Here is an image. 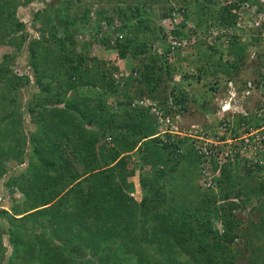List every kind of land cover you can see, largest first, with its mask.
Listing matches in <instances>:
<instances>
[{
  "label": "trees",
  "instance_id": "trees-1",
  "mask_svg": "<svg viewBox=\"0 0 264 264\" xmlns=\"http://www.w3.org/2000/svg\"><path fill=\"white\" fill-rule=\"evenodd\" d=\"M31 1L0 0V47L14 48L15 55L25 51L27 62L33 70L37 69L36 65H39V62H36L37 58L41 57L44 62L53 65L56 63V58L61 60L67 67V73L62 72L63 79L57 82L60 83L64 93L55 92L54 101L63 104L64 109L59 111L47 108L41 101L22 104L17 95H22L20 88L24 87L26 82L29 83L28 77L13 76L15 82H12L6 79L10 71L0 70V77L4 76V82L10 85L14 92L9 98L5 94L2 99L4 102L0 101V156L7 154L8 157H13L11 150L24 144L25 138L19 136V125L16 120L18 119V123L22 121L19 119L21 115L18 112L21 108H25L32 120H38L37 124L43 123L45 127L43 131L52 133L54 139L39 143L32 139L33 151L29 158L36 157L38 162L42 161V168L31 173L36 175L38 180L39 172H44L46 168L59 172L60 181L66 182L67 179L64 186L73 183L76 198L72 200V206L65 207L64 211L60 210V213L59 210H52L53 207L37 209L46 201V194L41 196V199H37L39 186L34 187L36 183L27 182L29 187L33 186L32 190L25 187L26 190L21 188V192L28 201L27 208L32 207L33 211L26 216L48 209L51 211L48 218L49 216L62 218L52 223L57 226L56 232H63L61 227L67 224V217L60 215L64 216L76 210L79 202L77 200L84 198L85 209L79 207L77 214L86 215L84 224L89 233L81 234L89 236L88 238L99 235V239L95 241L101 249L110 242L114 245L118 244L117 237L114 236L121 235V230L127 232L134 225L136 227L145 223L148 226L149 223H154V226L163 227L157 228L153 235H150V240L149 238L148 240L140 239L148 245L143 247V252L139 253V263L136 262L137 259L135 261L132 259L131 254L130 257L128 253L125 254L126 248L120 245V248L118 246L110 256L108 252L106 255L104 253L102 257L105 255V258L98 259L101 260V264H237L238 260L244 259L245 252L249 259L248 264H252L256 258H264V169L259 166L242 167L238 160H228L221 168L220 175L212 188L193 185L194 190H191L187 186H181L175 192L176 197L171 191V188L176 190L173 183H183L189 172L194 176L195 166L202 162L197 154H193L191 159L186 160L189 166L187 169L191 170L182 174L181 179L179 178L181 181L166 182L170 189L164 192L161 190L163 171H150L148 173L151 177H149L144 167L150 166L152 162L161 158L160 163L164 167L172 168L184 153L180 155L176 153L177 146L165 144L157 137L151 138L156 134L154 119L148 113V109L134 105L139 99H156L158 103L160 102L165 114L172 113L166 106L167 94H163V91L160 92L159 89H168L170 96L177 100L180 84L173 82V78L176 73H183L181 69L182 49L185 45L183 41L187 38V43L195 46L197 42L194 45L192 43L202 31L209 34L215 27L233 25L236 21V15L232 13L234 6L224 4L222 0H189V2L186 0L184 1L186 6L183 8L172 6L165 10L162 18L173 19L176 14H180L183 20L176 19L178 23H171L169 29L163 30L156 26L149 12L142 9L140 4H135L115 12L120 22V26L115 29L112 25L116 17H105V14L101 12L98 14L96 25L88 27V10H85L84 14L78 18L79 23H77V18L68 17L65 13L64 4L70 3V0H51L52 2L45 10L39 11L34 17V21L42 22V26L45 27L44 30L43 28L37 30L41 40L39 37L31 38L25 26L16 19L17 9ZM189 5L194 6L195 13L189 11L187 8ZM192 14L196 16V24L194 27H187V21L193 20ZM99 21L105 22L103 29L98 26ZM59 30L62 32L61 36L57 35ZM83 31L86 32L85 41L76 40L74 36L80 35ZM44 33L49 34L45 40ZM26 41L28 43L24 47ZM94 43L105 46L108 52L116 53L119 59L131 60V63L135 62V64L129 71L126 68H118L114 61L98 60L97 63L94 58L89 59L90 46ZM230 44L232 46L229 49V55L233 58L232 63L218 69L227 81L239 78L240 70L245 66L247 51L245 45L234 38L233 41L231 39ZM159 49L161 52H158ZM211 49L213 48L210 47L209 50ZM40 52L43 54H39ZM53 52L57 55H52ZM169 55L170 58H176L179 65L168 63ZM6 57L7 55L3 56L4 59ZM86 61L93 62L89 70L82 67ZM258 64L260 72L264 64L260 62ZM83 75L85 76L82 77ZM38 83L41 84L40 81ZM84 84L101 88L102 93L97 101L88 103V98H84V102L76 99V90L82 89ZM68 92H70L69 96H67ZM178 97L181 98L179 102H183L185 96ZM107 98L114 103L113 108L109 107ZM66 115H70V118ZM61 116L64 119L67 118L66 127L70 128V133L64 141L56 136V134L61 135L60 131L53 133L58 131L53 129L59 127L62 120L64 121L63 118L60 122L56 121V118L60 120ZM69 119H74V122L72 123ZM225 121L227 122L223 128L225 133L231 132L237 136L241 134L243 126L252 123L242 115L232 116L231 119L225 118ZM86 125L91 127L86 128ZM76 126L80 128H75ZM92 128L98 129L101 133L98 135ZM127 130H132L134 134H129ZM72 134L73 144L69 143ZM137 147L140 159L137 170L140 175L141 190L144 192L139 204L125 192V190H134L133 184L129 183L128 179L134 174L135 169L128 168L129 158H119L124 152L130 153ZM115 161V165H111ZM30 170H32L31 167L28 171ZM240 170L246 173L245 177L248 179L241 178V180L245 181L247 186L251 185V182L255 183L251 185L253 187L251 196L244 192L246 189L244 183L238 190L234 189L235 183L239 182L236 171ZM6 172V168L5 170L0 168V175ZM189 181L193 182L191 179ZM192 191L196 196L188 202L186 197ZM62 202L67 204L69 200L62 199ZM194 204H201V206L196 210L191 208ZM247 208L249 212L258 213V218L257 221L250 219L249 225L244 228V222L237 218L236 212H242ZM12 216L6 210L0 209V229L5 228L3 220L10 224L7 228L14 226L17 218ZM214 223L221 225V229H217ZM119 224L122 225L121 229L116 227ZM152 230L153 227L150 233ZM2 234L0 230V239ZM138 243L135 242L132 248L138 246ZM11 244L13 252L10 260L13 262L20 246L14 240ZM4 250L0 242V262ZM54 253L56 251L49 252L52 255ZM36 256V262L40 264L41 252H37ZM63 264L69 263L66 261Z\"/></svg>",
  "mask_w": 264,
  "mask_h": 264
},
{
  "label": "rangeland",
  "instance_id": "rangeland-1",
  "mask_svg": "<svg viewBox=\"0 0 264 264\" xmlns=\"http://www.w3.org/2000/svg\"><path fill=\"white\" fill-rule=\"evenodd\" d=\"M184 1L186 0H146V1L145 0H70V3L64 4V6L66 7V12H65L66 15L71 18H77L76 21L77 23H79L78 18H80L84 14L85 10H88L89 21L87 25L88 27H92L96 25L98 21V14L101 12L105 14V17L113 16L114 18L116 17L115 12L118 9L121 8L124 10L128 6L132 7L135 6V4L137 5L140 4L142 6V9L144 8V10L149 12V14H151V16L154 18V21L156 22V26H159L163 30H166L170 28L171 23L174 22L178 23L177 21H175L176 19L183 20V18L180 17V14H176L175 17H173V19H169L166 17L162 18L161 17L162 14L166 12L165 10L167 8L172 6L183 8V6H186ZM51 2H52L51 0H32L31 3L27 5H21L17 9L16 19L25 26V29L30 34L31 38L33 39L37 37L40 38V35L38 34L37 30H41L42 28L44 30L45 28L42 26V22L34 21L35 14L38 13L39 11L40 12L44 11L47 5ZM187 8L189 9L190 12L195 13L194 6L189 5ZM99 22L100 23L98 26L101 29H103L105 27V22L104 21H99ZM114 22L115 23H113L112 26L116 29L120 26V22L117 17L114 20ZM186 24L187 27H194L196 24V16L193 15V20L187 21ZM235 25L236 24L234 23L228 29L235 28L234 27ZM216 32L218 33V35H220L222 33L221 28L217 27ZM235 33H241V31L235 30ZM61 34L62 32L59 30L57 35L61 36ZM209 34H211V37H213V35H216L215 32L212 35V30ZM48 36H49L48 33H44V40ZM242 36L238 34L233 35L232 41L234 38L237 41H239V43L243 44ZM30 37L27 39L28 41ZM74 37L76 40L85 41L86 32L83 31L80 33V35L78 34ZM28 41L24 42V47H26ZM183 42L185 43L182 49L183 61L182 62L180 61L181 69L183 73L182 74L176 73V75L173 78V82H177L182 86L189 87V90L195 93L198 102H196L195 104L190 103L189 106L186 107L184 111V118L186 123L195 124L198 129L202 130L203 133L205 127H207V129L212 130L214 125L213 123L214 120H217V118L220 116L218 112H222L221 107L226 105L225 103L230 99V93L226 87L228 82L236 81L235 83L238 85V84H243L246 80L248 81L255 80L256 78H258V76H261L260 73L261 71L260 72L258 71L259 70L258 62L260 61L250 60V55L248 56L249 52L246 51V57L244 60L245 66L240 70L241 73H239V78L227 81V79L220 74L218 69L221 66L225 67L224 66L225 64L229 65L230 63H232L233 58L232 56L229 55V49L232 46L230 44L231 39L229 38V35H227L226 39L224 38V34H223L221 35V38L217 37V40H212V38H209V35L207 34L206 31L205 32L202 31L199 34L198 38H196V41L192 43L194 45V43L197 42L195 46L188 44L187 38H185ZM247 46L248 48L251 47L250 45ZM247 46L245 47L247 48ZM210 47L213 49L209 50ZM90 50L91 51L89 52L88 55L89 59L94 58V60H96L97 63L98 60H102V61L107 60L109 62L114 61L115 65H117L118 68L120 69L126 68V70L129 71L131 70L132 66L135 64V62L131 63V60L123 61L122 59H119L116 53L108 52L107 50H105V46L97 45V43L92 44L90 46ZM158 52H161V50L159 49ZM26 54L27 53L25 51H22V54L15 55L14 48L0 47V70H3L4 72L6 70L10 71V73L7 74L6 79L11 80L12 82H15L13 76H22V77L25 76L28 77L29 79L28 80L29 83L26 82L25 86L20 88L21 94L23 96L19 94L17 95V98L24 105L27 104L28 102L35 103L41 101L47 106V108L50 109L54 108L55 110H59V111L63 110L64 105L60 103L58 104L54 101V93L55 92L61 94L64 93L60 83L58 82L59 80L63 79L61 77L62 72L67 73L66 65H64L62 61L57 58L55 60L56 63L54 65L52 63L47 64L40 57L37 58L36 60V62L37 61L39 62V65H36L37 69L33 70V68H31L27 62ZM39 54L42 55L43 53L40 52ZM53 54L55 56L57 55L56 52H53L52 55ZM5 55H7L6 59L3 58V56ZM167 62L168 63L172 62V64L175 63L176 65H179L177 59L174 57L170 58V55L167 58ZM92 64L93 62L86 61L82 65V67L83 69L87 68L89 70ZM136 66H138V64ZM84 76L85 75H83L82 77ZM51 78L55 80L53 81ZM4 80H5L4 76L0 77L1 102H4V100L2 99H4L5 94L7 95V98H9L10 96L13 95L12 93H14L10 85L6 84ZM39 81L42 85L38 83ZM81 88L82 89L76 90V94H75L77 96L76 99H78L81 102L82 101L84 102V98L89 99L88 103L94 102L95 100L97 101V99L101 96L102 93V90H100L101 88H99V86L96 85L86 86L84 84L82 85ZM236 90H237V96L231 99L230 111H228L229 114L225 115V117L231 118L233 115L234 116L242 115L243 113H245L246 114L245 118H248L249 122H253L256 114L255 112L257 111L260 102L257 100L256 97L249 98L248 100L246 99L244 100V102L240 104V108L239 107L237 108L235 106V103L237 99L240 98V96L242 97V94L240 93L241 91L240 89H236ZM131 91L134 92V89L131 88ZM159 91L160 92L163 91V94H170L168 89L163 90V88H161L159 89ZM69 93L70 92H68L67 96H69ZM107 101L109 107L113 108L112 105L114 103H112L111 99L107 98ZM239 101L240 100H238V102ZM41 111L43 112V110ZM59 111H57V113ZM18 114L21 115L19 119H21L22 121L18 123V119H17L16 123L19 125L18 126L20 131L19 136L21 138L23 137L25 138L24 144L22 145L20 144L21 146L19 145V147L13 148L14 149L13 151L11 150L13 157H8L7 154H5L4 156H0V168L4 170L6 168L7 170L5 174L0 175V209L6 210L10 215H13L12 217L17 218L14 226H10V228H7L10 224H8L7 221L3 220V223L5 224L4 225L5 228L1 227L0 229L3 232L0 242L2 248H4L5 250L3 252L4 253L3 258L0 264H9V263L38 264L36 262L37 252H41L42 254V258L40 259V264L41 262L42 264H63L66 261L69 264H101L100 263L101 260L98 259L105 258V255L107 254L106 252H108V255L110 256L112 251H114L118 246L120 248V245H122V248H126L127 252L125 251V254L128 253L129 257L131 254L132 259L134 261L137 259L136 262L139 263V259H138L139 253L143 252L144 251L143 247H147L148 245L140 241V239L143 238L145 240H148L149 238L150 240V235L151 234L153 235V232H155L157 228L160 229L161 226H154V223H149L148 226L145 223L137 225L136 227L134 225L132 226L131 229H128L127 232H123L121 230V235L114 236L117 237L116 242H118V244L114 245L113 242H110L107 246L101 249V247L98 246L97 242L95 241L99 239L100 237L99 235H96V237L91 236V238H88L89 236H84V234H81L84 232L87 233L89 230L85 229L84 222L86 215H83L82 213H80V215L77 214V209L79 207H81V209H85V203H86V200L84 198L83 199L79 198V200H77L79 202L77 203L78 208H76V210L67 213L64 216L60 215L62 217H67L66 220L67 224L61 227L63 232L55 231V228L57 226L54 225L52 222L61 217L49 216L48 218V215L51 214V211L48 209H51L53 207L52 210H59L60 213V210L64 211L65 207L67 208L68 206H72V200L76 198L74 197L75 190L74 187H72L73 183L70 184L69 186L68 185L64 186V183H67V179L66 182L60 181L59 180L60 173L56 172L55 170H52L51 168H46V169L43 168V170L44 169L45 170L44 172H39L40 175H38L39 176L38 180L36 175L31 173L34 170L36 171L40 167L42 168V161L38 162L36 157L29 158L30 156H32V151H33L32 139L34 138L38 143L43 141L46 142V140L53 139V135L52 133H48L47 130L43 131V128H45L43 123L40 122L39 124H37L38 120L33 121L29 113H27V111L25 110V108H21ZM180 115H182V112H180ZM67 117L70 118V115H68ZM59 118L60 120L56 118V121L60 122L62 118L64 119L63 116ZM66 119H64V121L63 120L61 121L59 127L53 129V130H58L53 132L55 134L56 132L60 131L59 134L61 135L58 136L56 134V136L61 141L62 140L64 141V138L70 133V128L66 127L67 125ZM69 121L73 123L74 119L73 120L69 119ZM185 124L183 123L181 126H179V128L184 129V130H179L181 133L184 134L187 130ZM85 127L90 128L91 126L86 125ZM75 128H80V127L76 126ZM92 129L96 130L98 135L101 133V131L99 132L98 129L95 128ZM194 130L199 131L197 129ZM191 131H192L191 134L194 135L193 129H191ZM122 132L124 133V131ZM127 132L129 134L131 133L134 134L132 130L131 131L127 130ZM197 135L199 136L200 134ZM175 138L178 142L180 141V139L177 136H175ZM184 138H185V142H187V144L190 145L191 143L190 137L185 136ZM158 139L164 140L165 136H162L161 138L159 137ZM72 142H74L73 134L70 136L69 139V143ZM2 144L4 145L5 143ZM178 148L182 150L180 147ZM185 152L186 153L183 155V157L179 158L180 159L178 160L179 162H177L176 164L174 163V166H172V168L171 166L166 168L161 163L156 165V162H152V164L146 168L148 169L147 170L148 172L150 171L154 172L153 170L163 171L164 175L162 178L164 181L161 180V185L163 184L162 187L164 189L161 187L162 191L163 190L164 192L168 191L170 189L167 186L168 183H173V181L175 180L181 181L180 179L182 174L186 173L187 170H191V169H187V167L189 166L186 160L192 158L193 151L192 150L187 151L185 149ZM134 160L138 161L139 159H137L135 156L132 162H134ZM31 162H33V164H31ZM138 162H135L134 163L135 167H133V169L135 168V170L137 171L134 177L135 179H130V178L128 179V182L133 184L134 190L133 191L125 190V192L129 194V196H131L130 194H133V196L131 197L134 198L137 204L141 202L144 196V192L139 187L140 175L137 170ZM200 164L201 163H199L198 166H195V168L193 166L195 170L193 173L194 176L192 175L191 172H189L188 175H186L185 179L183 180L184 181L183 183H179V182L173 183L176 190H173L171 188V191L176 197L177 194L175 192H177V189H179L181 186H187V188L194 190L193 185L195 186L201 185ZM240 165L244 167V164H242L241 162ZM29 167L32 168L30 172L28 171ZM148 172L146 173L148 174L149 177H151V174ZM236 172H237L236 176L239 177V178L237 177V180H239V182L235 183L234 189L238 190L239 188L242 187L244 183V185L246 186L244 192L248 193L251 196V191L253 189L252 186L255 183L251 182L252 186L251 185L247 186L245 184V181L243 182L241 180V178L242 179L246 178L245 177L246 173L242 172L241 170ZM190 179L193 180V182L189 181ZM27 182L31 184L36 183L34 187L39 186L40 191L37 193L38 195L37 199H41L42 198L41 196L46 194L45 196L46 201L43 202L42 205L37 208V209L48 208L46 209V211H40L38 214L33 213L31 215L26 216V214L31 213L33 211L31 209L32 207L31 208L29 207V209L27 208L28 206L26 204L28 203V201L24 198V195L21 192V188L25 190L26 188L32 190L33 186L29 187L27 185ZM201 187L203 188L202 185ZM45 189H47V191H45ZM195 196L196 195L194 191L189 192V194L186 197V200L190 202L195 198ZM66 198H68L69 202L67 204H63L62 199H66ZM55 205L58 206L55 207ZM200 206L201 204H196V205L194 204L191 208L198 210ZM250 212L248 208L242 212L241 211L236 212L238 216L237 218H239L241 222H244V228L249 225L250 219L257 221L258 213L256 212L250 213ZM126 216L128 220V215ZM81 220L83 221L81 223L80 222L78 223V221ZM121 226L122 225L119 224V226L116 227H120L121 229ZM214 226L217 229H221L220 227L221 225L217 223H214ZM16 227L18 229H16ZM152 227L153 230L152 233H150ZM11 228L14 230L13 233L10 235V233L12 232ZM241 229L243 230V227H241ZM113 233L114 231L111 233V235H113ZM13 240L16 242V244L17 243L19 244L20 248L18 249L19 252L16 253L14 257L13 262H11L10 257L12 256V252H13V246L11 243ZM135 242L137 243L139 242L138 246L132 248V245L134 246ZM51 251H56V253H54L53 255L49 254V252L51 253ZM104 253L105 255L104 257H102ZM38 256H40V254ZM31 258L32 261H30ZM248 260L249 259L248 257H246V252H245L244 259L238 260L237 264H248L249 262ZM252 264H264V258H256V260L254 259Z\"/></svg>",
  "mask_w": 264,
  "mask_h": 264
},
{
  "label": "built area",
  "instance_id": "built-area-1",
  "mask_svg": "<svg viewBox=\"0 0 264 264\" xmlns=\"http://www.w3.org/2000/svg\"><path fill=\"white\" fill-rule=\"evenodd\" d=\"M224 4L234 6L232 13L236 15L235 28L221 27L222 33L218 35L217 28L212 29V35L209 38L217 40L224 34V38L232 39L233 35L242 36L243 45H250L248 48V56L250 60H258L260 63L264 61V0H222ZM235 30L241 33H235ZM255 80H246L243 84L236 86L234 82H229L230 99L221 108L222 113L231 106V99L237 96V90L240 89L242 97L237 99L235 106L240 108V104L244 100L256 97L260 102L257 111L255 112L254 121L251 124L241 128L240 135L225 133L224 127L226 121L224 114L218 113L219 124L213 132L194 131L200 134L198 144L195 147L197 155L201 158L200 181L203 188H212L215 180L219 177L221 168L230 161L238 160L244 166L254 168L259 166L264 169V70ZM238 100H240L238 102ZM134 105L149 110V114L154 120L159 122L160 126L177 129L173 120L180 121V115L171 113L170 115L163 112L160 102L156 99L143 98L137 100ZM229 105V107H228ZM174 106L168 102V110ZM244 117L246 116L243 113ZM258 125H256V124ZM214 182V183H213Z\"/></svg>",
  "mask_w": 264,
  "mask_h": 264
},
{
  "label": "clouds",
  "instance_id": "clouds-1",
  "mask_svg": "<svg viewBox=\"0 0 264 264\" xmlns=\"http://www.w3.org/2000/svg\"><path fill=\"white\" fill-rule=\"evenodd\" d=\"M180 17H181V15H180ZM2 47H6V46H2ZM229 82H234L235 83L236 81H229ZM175 83H177V82H175ZM235 85L238 86L237 84H235ZM226 87H227V89L229 91L228 84H227ZM180 95H184L185 96L183 102H181V103L179 102L181 98L178 97ZM178 96H177V100L176 101H175L173 96H170V94H167L165 96V99L167 98V102H166L167 109H168V102L172 103L173 106H174L172 109L169 110L170 112H172L174 114L178 113L179 115H180V112H182V115H180V121L173 120L174 124H176V126H177L176 127L177 129L160 126L159 122L154 120L153 123L155 124L156 134L153 137H151V138H154V137H157V138L160 137L161 138L162 136H165L164 140H161V139H159V140H161L165 144H170V145H172L174 147L177 146L175 149H176V152H178V154H180V155H181V153H184V154L186 153L185 149L187 151L188 150H190V151L192 150L193 151L192 154H197L196 151H195V147L194 146H196L198 144V139H197L198 135L195 132H193L194 135H192L191 134L192 133L191 129H193V131H195L194 129H198V128H197V126L195 124H191V123L188 124V123L185 122L184 111H185L186 107L189 106L190 103H194L195 104L196 102H198V99H197L195 93H193V92H191L189 90V87L182 86L181 84H180V91L178 93ZM225 104L227 105V103H225ZM228 107H229V105H228ZM183 108H185V109H183ZM228 111H230V107H229V109L227 108L224 113H222V112H220V113L224 114V118H227V117H225V115L229 114ZM148 113H149V110H148ZM233 113H235V112H233ZM170 114L171 113H169L168 115H170ZM228 119H231V118L228 117ZM183 123L184 124L186 123L185 125L187 127V130H186L185 134L181 133L179 131V130H184L183 128H179V126H181ZM213 123H214V125H213L212 130L207 129V127H205L204 132H206V133L213 132L214 129L219 124L218 118H217V120H214ZM235 130H236V127H235ZM235 130H234V132H235ZM175 136H177L180 139L179 142L176 140ZM185 136L190 137V139H191L190 145H188L187 142H185V138H184ZM186 144H187V146H186ZM178 147H180L182 150H180ZM136 149H138V147Z\"/></svg>",
  "mask_w": 264,
  "mask_h": 264
},
{
  "label": "crops",
  "instance_id": "crops-1",
  "mask_svg": "<svg viewBox=\"0 0 264 264\" xmlns=\"http://www.w3.org/2000/svg\"><path fill=\"white\" fill-rule=\"evenodd\" d=\"M130 156V157H129ZM135 156H136V158L137 159H139V156L137 155V149L135 148L132 152H130V153H128V152H124L123 154H121V156L119 157V158H121V157H124V158H129V160H130V162L129 163H127L128 164V168L130 169V170H132L133 169V167H135V165H134V163L135 162H138V161H135L134 160V162H132L133 161V159L135 158ZM161 159V158H160ZM160 159L159 160H157L156 161V165L157 164H159L160 163ZM115 163H116V161L113 163V164H111V165H115ZM138 164V163H137ZM148 166H145L144 167V170H145V172H148L147 170L148 169H146ZM137 168V167H136ZM135 169V168H134ZM138 169V168H137ZM136 173H137V171L135 170V172H134V174L131 176V177H129L130 179H135L134 177H135V175H136ZM139 173V172H138ZM139 180H140V178H139ZM139 187H140V189H141V185H140V182H139ZM131 196H133V194H130Z\"/></svg>",
  "mask_w": 264,
  "mask_h": 264
}]
</instances>
